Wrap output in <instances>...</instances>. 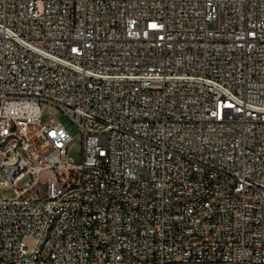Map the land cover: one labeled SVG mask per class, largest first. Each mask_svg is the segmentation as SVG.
I'll return each mask as SVG.
<instances>
[{
  "label": "built area",
  "instance_id": "1",
  "mask_svg": "<svg viewBox=\"0 0 264 264\" xmlns=\"http://www.w3.org/2000/svg\"><path fill=\"white\" fill-rule=\"evenodd\" d=\"M0 173V264H264V0H0Z\"/></svg>",
  "mask_w": 264,
  "mask_h": 264
},
{
  "label": "rangeland",
  "instance_id": "2",
  "mask_svg": "<svg viewBox=\"0 0 264 264\" xmlns=\"http://www.w3.org/2000/svg\"><path fill=\"white\" fill-rule=\"evenodd\" d=\"M46 117L44 122H48L50 118L57 122L62 123L69 134L72 136L73 141L69 146V158L74 164H80L82 161V138L79 130L62 114L57 113L55 110H45ZM4 177L0 173V199L11 198L15 195L14 191L8 185L3 183Z\"/></svg>",
  "mask_w": 264,
  "mask_h": 264
}]
</instances>
